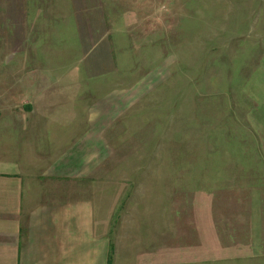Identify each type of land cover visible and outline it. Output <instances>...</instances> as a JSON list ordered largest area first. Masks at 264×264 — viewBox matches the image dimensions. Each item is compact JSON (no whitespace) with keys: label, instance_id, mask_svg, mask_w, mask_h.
Here are the masks:
<instances>
[{"label":"rangeland","instance_id":"obj_1","mask_svg":"<svg viewBox=\"0 0 264 264\" xmlns=\"http://www.w3.org/2000/svg\"><path fill=\"white\" fill-rule=\"evenodd\" d=\"M10 143L107 264H264V0H0Z\"/></svg>","mask_w":264,"mask_h":264},{"label":"crops","instance_id":"obj_2","mask_svg":"<svg viewBox=\"0 0 264 264\" xmlns=\"http://www.w3.org/2000/svg\"><path fill=\"white\" fill-rule=\"evenodd\" d=\"M13 145L0 150V264H107L91 208L61 190L66 167L36 175Z\"/></svg>","mask_w":264,"mask_h":264}]
</instances>
